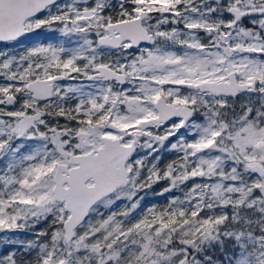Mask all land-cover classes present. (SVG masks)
<instances>
[{"label": "snow or ice", "instance_id": "1", "mask_svg": "<svg viewBox=\"0 0 264 264\" xmlns=\"http://www.w3.org/2000/svg\"><path fill=\"white\" fill-rule=\"evenodd\" d=\"M0 264H264V0H0Z\"/></svg>", "mask_w": 264, "mask_h": 264}, {"label": "rangeland", "instance_id": "2", "mask_svg": "<svg viewBox=\"0 0 264 264\" xmlns=\"http://www.w3.org/2000/svg\"><path fill=\"white\" fill-rule=\"evenodd\" d=\"M170 157H171L170 155L165 154L164 163H165V161L167 162V159L170 158ZM162 186L163 185L157 186L155 188V190L158 191L159 190V187H162ZM147 200H150L152 203H155V204H163L164 203V200L163 199H156L151 194H149V196L146 198V201ZM146 206H147V203H146Z\"/></svg>", "mask_w": 264, "mask_h": 264}, {"label": "trees", "instance_id": "3", "mask_svg": "<svg viewBox=\"0 0 264 264\" xmlns=\"http://www.w3.org/2000/svg\"><path fill=\"white\" fill-rule=\"evenodd\" d=\"M171 158H172V157L168 158L167 161H168L169 159H171ZM165 163H166V161H165Z\"/></svg>", "mask_w": 264, "mask_h": 264}]
</instances>
